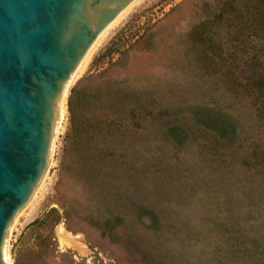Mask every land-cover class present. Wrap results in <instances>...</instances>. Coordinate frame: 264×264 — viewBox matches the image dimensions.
Here are the masks:
<instances>
[{
	"label": "rangeland",
	"instance_id": "374dc122",
	"mask_svg": "<svg viewBox=\"0 0 264 264\" xmlns=\"http://www.w3.org/2000/svg\"><path fill=\"white\" fill-rule=\"evenodd\" d=\"M230 1L135 0L96 41L12 226L10 264H264V104L252 87L264 80V36L247 38L234 13L216 26ZM203 24L211 49L191 45ZM109 45L121 53L97 66ZM117 61L108 77L140 91L161 123L145 118L142 152L110 172L95 163L89 177L65 157L67 102L73 88L103 89Z\"/></svg>",
	"mask_w": 264,
	"mask_h": 264
},
{
	"label": "water",
	"instance_id": "95a60500",
	"mask_svg": "<svg viewBox=\"0 0 264 264\" xmlns=\"http://www.w3.org/2000/svg\"><path fill=\"white\" fill-rule=\"evenodd\" d=\"M134 1L0 0V264L51 163L75 72Z\"/></svg>",
	"mask_w": 264,
	"mask_h": 264
},
{
	"label": "trees",
	"instance_id": "16d2710c",
	"mask_svg": "<svg viewBox=\"0 0 264 264\" xmlns=\"http://www.w3.org/2000/svg\"><path fill=\"white\" fill-rule=\"evenodd\" d=\"M238 4L234 1L228 2L213 18L216 26L234 13L241 21L247 38L260 34L264 36V0H238ZM198 28L194 32L191 45L211 49V28L209 31L204 24ZM114 49L109 45L95 60L97 66L115 53H121L118 52V48ZM250 51L252 50L248 49L244 52ZM126 52L127 50L122 54ZM253 58L255 59L256 56ZM118 61L99 75L105 78L99 82L104 84L103 89L80 92V94L74 88L70 90L67 102L69 130L64 148L65 157L73 160L72 162L80 160L90 166L85 170L86 174L90 171L89 177L97 172L95 163L105 164L106 170L110 169V172L115 164L126 163L131 154L138 156L142 152L140 131L145 129V118L151 120L156 128L161 123V114L157 108L152 111L146 110L145 101L140 98V91L127 88L125 81L116 83L108 77L112 67L124 66ZM252 87L259 92L264 104V80L253 84ZM37 224L40 223L36 221L32 225Z\"/></svg>",
	"mask_w": 264,
	"mask_h": 264
},
{
	"label": "bare ground",
	"instance_id": "6f19581e",
	"mask_svg": "<svg viewBox=\"0 0 264 264\" xmlns=\"http://www.w3.org/2000/svg\"><path fill=\"white\" fill-rule=\"evenodd\" d=\"M133 3H134V2H133ZM129 7H130V6H129ZM129 7H128V8H129ZM128 8H127V9H128ZM127 9H126V10H127ZM126 10H125V11H126ZM125 11H123V12L119 15V17L123 16V13H124ZM119 17H118V18H119ZM118 18H117V19H118ZM117 19H116V20H117ZM116 20H115V21H116ZM115 21H114V22H115ZM114 22H113V23H114ZM113 23H112V24H113ZM112 24H111V25H112ZM111 25H110V26H111ZM110 26H109V27H110ZM109 27H108V28H109ZM108 28H107V29H108ZM107 29H106V30H105V31L99 36L98 39H100V37H102V35L107 31ZM98 39H97V42H98ZM95 45H96V42H95ZM93 46H94V45H93ZM94 47H95V46H94ZM92 49H94V48L92 47ZM89 52H91V50H90ZM88 55H89V53H88ZM88 55H87V56H88ZM87 56H86V57L84 58V60L81 62V64H80L81 67H82V65L84 64V61L87 60ZM85 62H86V61H85ZM83 66H84V65H83ZM81 67L79 66L78 69H77V71L75 72V74H74V76H73V79H72L73 81H74L75 77L78 75L79 70L81 71V69H80ZM82 68H83V67H82ZM71 82H72V81H71ZM70 85H71V84H70ZM65 112H66V93H65V95L63 96V99L61 100L60 122L62 121V119H63V117H64V115H65ZM59 126H60V123H59ZM62 232H63V230L60 229L59 234L62 233ZM7 264H10V259H9L8 252H7Z\"/></svg>",
	"mask_w": 264,
	"mask_h": 264
}]
</instances>
